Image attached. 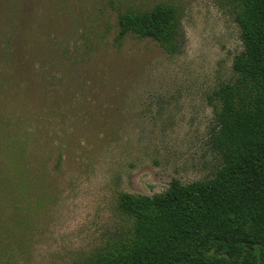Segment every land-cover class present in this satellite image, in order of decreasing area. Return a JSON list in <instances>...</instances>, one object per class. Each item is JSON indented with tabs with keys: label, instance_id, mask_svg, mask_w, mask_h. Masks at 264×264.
<instances>
[{
	"label": "rangeland",
	"instance_id": "1",
	"mask_svg": "<svg viewBox=\"0 0 264 264\" xmlns=\"http://www.w3.org/2000/svg\"><path fill=\"white\" fill-rule=\"evenodd\" d=\"M176 7L178 50L118 15ZM234 0H0V264H85L132 233L124 192L213 175L209 95L242 51Z\"/></svg>",
	"mask_w": 264,
	"mask_h": 264
},
{
	"label": "trees",
	"instance_id": "2",
	"mask_svg": "<svg viewBox=\"0 0 264 264\" xmlns=\"http://www.w3.org/2000/svg\"><path fill=\"white\" fill-rule=\"evenodd\" d=\"M234 2L243 49L232 78L208 97L221 165L205 179H172L153 195L122 193L131 235L85 264H264V0ZM179 28L176 7L157 3L120 12L116 38L149 37L174 53Z\"/></svg>",
	"mask_w": 264,
	"mask_h": 264
}]
</instances>
